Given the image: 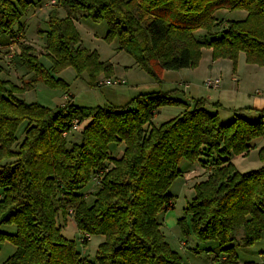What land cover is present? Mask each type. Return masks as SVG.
Masks as SVG:
<instances>
[{
  "label": "trees",
  "instance_id": "16d2710c",
  "mask_svg": "<svg viewBox=\"0 0 264 264\" xmlns=\"http://www.w3.org/2000/svg\"><path fill=\"white\" fill-rule=\"evenodd\" d=\"M31 4L0 0V33L17 46L12 62L32 73L16 86L1 77L0 64V227L16 228L14 233L0 230V245L15 246L1 264H86L75 240L61 232L60 222L69 215L79 232L104 237L97 264H184L158 218L173 208L168 190L181 174V160L207 170L206 178L193 184L184 208L189 224L178 220L182 233L217 243L220 253L212 264H239L235 243L248 247L264 232V144L258 169L240 172L231 158L247 156L253 141L264 136V109L257 121L234 114L222 123L203 99L175 97L176 89L139 93L123 107H82L68 96L53 109L17 93L39 81L58 85L52 72L68 66L79 74L110 76L112 66L82 45L71 14L61 17L59 8L83 10L93 21H104V39L115 40L117 50L160 82L164 70L196 68L203 47L211 48L213 61L228 59L234 68L241 52L247 63L264 67V0H56L45 31L50 70L26 42L20 23ZM220 9L244 10L246 16L220 21L214 15ZM198 29L207 36L196 37ZM168 105L183 110L151 126L155 113ZM74 119L78 125L86 122L79 142L63 136ZM110 143L124 144L119 157L111 156ZM96 176L97 190L88 203L86 188Z\"/></svg>",
  "mask_w": 264,
  "mask_h": 264
},
{
  "label": "rangeland",
  "instance_id": "374dc122",
  "mask_svg": "<svg viewBox=\"0 0 264 264\" xmlns=\"http://www.w3.org/2000/svg\"><path fill=\"white\" fill-rule=\"evenodd\" d=\"M32 4L28 10L22 14L20 23L24 25L25 40L33 46V52L38 56L40 63L46 68L51 69V60L45 55V31L48 29L47 18L53 4L56 0H30ZM71 14L74 25L80 35L82 45L91 51H96L99 60L105 62L108 66H112L109 77L103 73L92 76L88 72L79 74L74 67L68 66L55 73L52 72L54 80H60L58 85H48L43 81L33 83L30 88L18 92L17 95L27 102H36L49 108H56L65 103L67 99L64 96L67 94L72 98V101L82 107H95L99 105H114L117 107L125 106L133 97L139 93L151 92L156 90L169 91L176 89L175 97L188 99H203L206 103L205 107L209 111H217L222 123L232 119L234 114L247 117L251 122L257 121V115L252 113L247 114L244 110L247 105H250L245 97L238 94L237 90L252 91L253 86L259 87L260 79L252 81L247 76L250 74V66L258 68L257 65L249 64L245 61L244 53L238 55V59L233 66L232 61L228 59H220L219 63H213L212 50L209 47L201 49V58L193 75H190V83L192 89H187L184 86L178 88V84L184 83L180 78L173 80L168 72H176V70H164L161 75V81L154 80L145 70L135 64L134 59L128 53L117 50V42L107 41L104 36L107 32V26L104 21L95 22L86 11L75 10L69 11L65 8H59L61 17ZM214 15L218 20H237L243 19L246 16L244 10H217ZM223 22V23H224ZM219 30H222L220 27ZM44 31V32H42ZM196 37L202 38L207 32L204 29H198L194 33ZM218 36L212 35L210 37ZM10 36L6 33H0V48L9 47L8 51L0 54V64L3 66L1 77L10 80L16 86H23V82L28 81L32 73L28 72L23 66H13L10 56L17 50V46L13 42L9 44ZM13 47V48H12ZM16 47V48H15ZM15 49V50H14ZM252 67V68H253ZM191 69V68H190ZM195 69V68H194ZM11 70V71H10ZM110 78L123 79L124 83L117 85H101V81ZM207 78H220V85L224 81L230 82L233 87L239 85L235 93L230 91V95L224 96L219 100V87L207 88L204 81ZM236 79V82L233 81ZM98 82V85H92V80ZM189 84V83H188ZM213 103H218V107L213 106ZM183 110L182 107L168 105L161 107L151 120V126H159L161 123L175 117ZM254 116V117H253ZM255 119V120H253ZM85 121L81 122L78 127L71 130L68 134V141L79 142L80 131L85 125ZM25 122L20 124L16 135L18 139H22V132L25 127ZM254 146L250 153L245 157H236L232 160L235 168L240 172L255 170L261 167L262 162L258 158L259 146L254 142ZM263 146V145H262ZM261 148V147H260ZM124 149V144H109V152L111 156L119 157ZM256 149V150H255ZM181 174L177 177L169 188V193L173 196V208L164 212H160L158 218L161 222V231L163 232L166 241L170 247L177 251L184 264H212L213 257L219 252L215 241L201 242L192 232L183 234L178 220L185 218L184 208L187 202L193 197V184L206 178V172L198 163H191L187 160H181L179 163ZM192 170H195L192 172ZM91 183V182H90ZM87 186V202L90 203L94 199L93 194L97 190L96 186L91 183ZM92 193V194H91ZM189 224V218H185ZM62 234L74 239L76 248L81 253V256L87 260L86 264H97L95 254L98 245L104 241L102 235H91L90 240L86 245H83L80 236L81 232L76 228L74 221L69 217L66 223L61 221ZM0 230L3 232L14 233L16 228L13 224L2 225ZM185 243V246L183 243ZM215 249L207 251V249ZM236 252L238 254L239 264L253 261L259 264H264L262 256L264 255V232L259 240L252 245L245 247L239 242L235 243ZM15 251V246L8 242H2L0 245V264L5 261Z\"/></svg>",
  "mask_w": 264,
  "mask_h": 264
},
{
  "label": "crops",
  "instance_id": "0c3cea01",
  "mask_svg": "<svg viewBox=\"0 0 264 264\" xmlns=\"http://www.w3.org/2000/svg\"><path fill=\"white\" fill-rule=\"evenodd\" d=\"M11 41H12L11 39L8 41L9 44L11 43ZM10 47L11 46H9L8 48H10ZM8 48L7 47L0 48V52L4 53V52L8 51ZM2 56H3V54L2 55L0 54V57H2ZM219 61H221V60L220 59L215 60V61H213V63H219ZM12 64H13L14 68H16L17 65H15L14 63H12ZM252 65H255V64H252ZM252 67L253 66H250L249 72L250 71L251 72L247 76L248 82H249V79L252 80L253 82L257 81L258 79H260V83L258 85L259 86L258 88H257V86H253L252 91H248L247 90V91L243 92L241 90V92H239L240 91L239 85H237L236 87H233V85L230 82L224 81L222 83V85L218 88L219 89L218 93H219V100H220L224 96H227V95L229 96L230 95V91L235 93L236 90L239 88V90H237V95L240 94L243 97H245L247 99V101L249 102V104H250V105H247L246 108H244V110L247 111L248 115H250L249 113H252L251 115H253V114L258 115V111L261 110V109H264V67H261V66H258V68H255V67L252 68ZM195 70H196V68L195 69L183 68V69L176 70V72L172 71V72H168V73L170 74V76H172L173 80H177V82H178V80L180 78V81L184 82V83L178 84V86H179L178 88H182L181 86H184V87H186L187 89L190 90V89H192V86H191L192 83H190L191 82L190 81L191 80L190 79V75H193ZM169 71H171V70H169ZM233 81L236 82V79L233 78ZM183 99H185L186 101L187 100L191 101V99H188V98H183ZM254 142H256V144L259 146V148L262 147V145L264 144V136L259 137V138L255 139L253 141V147L255 148ZM240 156L241 155L234 156L231 159L233 160L234 158L240 157ZM242 157H244V156H242ZM194 171L195 170H192V172H194ZM181 243H183L184 246H185L184 242H181ZM262 257H263L262 261H264V255Z\"/></svg>",
  "mask_w": 264,
  "mask_h": 264
},
{
  "label": "built area",
  "instance_id": "2783aa9c",
  "mask_svg": "<svg viewBox=\"0 0 264 264\" xmlns=\"http://www.w3.org/2000/svg\"><path fill=\"white\" fill-rule=\"evenodd\" d=\"M124 83V80L123 79H115V80H112L110 78H107L106 80L104 81H101V85H117V84H122ZM204 85L205 87L207 88H218L219 85H220V78H207L205 81H204ZM65 99H68V95H65L64 96ZM78 127V121L77 119H74L72 121V124H71V127H70V130H67L65 132H63V136H67L69 134V132L71 130H74ZM99 182H98V178L97 176L93 178V186L97 185ZM90 237L91 235L86 233V232H81V236H80V240L82 243L86 242V241H89L90 240Z\"/></svg>",
  "mask_w": 264,
  "mask_h": 264
}]
</instances>
